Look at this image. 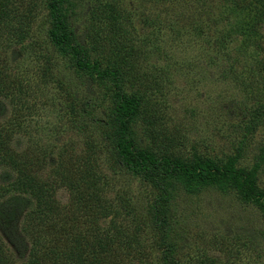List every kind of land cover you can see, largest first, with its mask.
Here are the masks:
<instances>
[{
	"label": "rangeland",
	"instance_id": "374dc122",
	"mask_svg": "<svg viewBox=\"0 0 264 264\" xmlns=\"http://www.w3.org/2000/svg\"><path fill=\"white\" fill-rule=\"evenodd\" d=\"M1 1L0 68L9 86L0 90V126L10 127V146L29 156L39 153L43 177L92 169L89 176L100 177L115 209L121 210L117 196L130 200L131 215L118 219L121 233L126 228L130 237L135 224L149 218L157 192L113 162L92 119H107L104 85L79 76L55 52L45 0ZM67 7L76 38L95 46L92 56L103 65L117 60L126 71L125 89L141 96L144 119L131 126L137 144L190 160L220 163L234 156L236 167L247 170L258 161L264 149V0H69ZM73 95L95 102L90 115L72 113ZM11 175L2 166L0 184ZM176 185L168 209L179 264L207 257L219 264H264V217L255 203L231 190L207 186L192 192ZM257 186L264 189V162ZM55 198L71 202L65 186L56 187ZM29 203L24 193L0 198V236L17 263L39 250L21 231ZM147 229L143 225L132 242L142 250L125 264L160 261L157 235Z\"/></svg>",
	"mask_w": 264,
	"mask_h": 264
},
{
	"label": "trees",
	"instance_id": "16d2710c",
	"mask_svg": "<svg viewBox=\"0 0 264 264\" xmlns=\"http://www.w3.org/2000/svg\"><path fill=\"white\" fill-rule=\"evenodd\" d=\"M45 4L49 23L47 35L55 52L67 58L79 76L89 78L93 84L104 85L110 101L107 119L105 123H101L102 120L95 115L92 119L101 128L114 164L143 179L157 192L154 201L148 206L149 218H142V226L157 235L155 242L162 248L158 264H179L174 256L175 243L171 239L168 209L176 183L192 192L207 186L234 191L243 201L255 203L264 217V189L257 186V174L264 162V149L258 161L247 170L236 167L234 156L220 163L211 158L195 157L190 160L137 144L131 126L137 118L144 119L141 114L143 104L141 96L125 89L126 71L115 59L103 65L99 57L92 56L96 47L87 46L76 38L69 23V0H45ZM3 6L0 0V17L5 13L2 11ZM2 60L6 64L7 61ZM8 86L2 67L0 90ZM72 98L74 115L83 116L84 112L90 115L94 101L78 99L74 95ZM147 122H150L149 118ZM7 128L0 126V168L7 166L13 175L8 183L0 184V198L14 192L24 193L29 198V208L21 231L29 234L40 245L39 250L31 252L26 262L17 263L0 236V264H46L47 261L125 264L126 259L140 253L138 250L142 248L138 249L132 242L139 238L141 220L138 226L135 224L130 237L124 232L126 228L121 233V221L118 224L120 217L131 215L127 214L130 211L126 209L131 203L126 196H117L120 205L117 207L126 213L124 215L113 207V199L103 194L105 187L104 183H100V177L89 176L92 173L90 168L85 172L90 180L80 169L75 170L74 174H60L57 178H54V171L43 177L39 169L45 160L39 153L29 156L27 151H14L10 146L11 129ZM164 138L167 145H171V139L168 136ZM60 185L65 186L70 193L71 202L68 204H60L55 198V189ZM107 217L108 221L101 223ZM41 239L44 243H40ZM200 264L219 263L207 257Z\"/></svg>",
	"mask_w": 264,
	"mask_h": 264
}]
</instances>
